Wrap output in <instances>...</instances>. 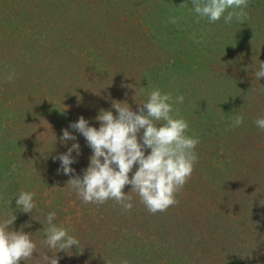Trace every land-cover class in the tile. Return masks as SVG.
Returning <instances> with one entry per match:
<instances>
[{
    "label": "trees",
    "instance_id": "trees-1",
    "mask_svg": "<svg viewBox=\"0 0 264 264\" xmlns=\"http://www.w3.org/2000/svg\"><path fill=\"white\" fill-rule=\"evenodd\" d=\"M246 11V22L226 24L198 16L192 0H0V220L15 214L10 228L31 233L38 251L27 264L55 254L41 243L50 212L80 241L56 254L59 264H264V131L255 124L264 0ZM128 85L143 91L135 97ZM154 88L183 95L173 115L200 140L179 203L151 214L127 185L130 211L85 204L67 182L93 152L70 124L83 116L98 129L101 109L118 115V101L138 111ZM236 115L244 123L232 128ZM65 129L75 141L61 142ZM74 143L75 172L65 175L53 157ZM22 190L36 194L31 214L16 207Z\"/></svg>",
    "mask_w": 264,
    "mask_h": 264
},
{
    "label": "clouds",
    "instance_id": "clouds-1",
    "mask_svg": "<svg viewBox=\"0 0 264 264\" xmlns=\"http://www.w3.org/2000/svg\"><path fill=\"white\" fill-rule=\"evenodd\" d=\"M192 7L198 16L206 17L211 23L223 18L226 24L233 20L242 24L248 19V0H192ZM14 76L15 73L7 75L6 82H11ZM255 76L258 81L264 77V61H259ZM127 87L135 88V97L143 91L138 92L134 85ZM183 102V95L173 99L170 93L154 88L148 93L146 102L138 103V111H133L126 102L118 101L112 102L118 115L101 109L95 118L100 122L98 129L89 126L83 116L79 117L70 127L83 135L93 154L83 176H75L67 184L85 204H104L114 200L124 211H130L133 208L132 197L123 190L131 185L130 192L138 194L151 214L177 205V194L191 178L198 162L195 148L200 143L198 137L186 134L188 122L182 117L177 118L178 114L173 115V105ZM243 123V116L236 115L231 127H240ZM255 124L264 131V117L256 119ZM67 140L75 141L76 137L65 129L61 142ZM146 149L151 150L147 155ZM73 151L80 154L78 143H74L67 153L53 157L60 161L58 172L65 175L75 172L71 167L76 162ZM134 167L136 170L130 177ZM35 195L34 192L20 191L16 199L17 209L31 214L37 207ZM260 206L264 207V200L260 201ZM55 218V212L48 213L47 226L43 227L46 238L41 243L56 251L51 257L47 252L42 253L41 264H59L58 252H69L80 244L67 228L53 223ZM16 219L15 214H9L0 220V264H20L21 261L27 264L38 251L31 233H25L23 227L19 231L10 228ZM120 264H128V261L121 260Z\"/></svg>",
    "mask_w": 264,
    "mask_h": 264
}]
</instances>
